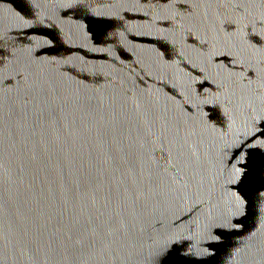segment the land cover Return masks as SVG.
Here are the masks:
<instances>
[{
	"label": "water",
	"instance_id": "1",
	"mask_svg": "<svg viewBox=\"0 0 264 264\" xmlns=\"http://www.w3.org/2000/svg\"><path fill=\"white\" fill-rule=\"evenodd\" d=\"M0 264H264V0H0Z\"/></svg>",
	"mask_w": 264,
	"mask_h": 264
}]
</instances>
